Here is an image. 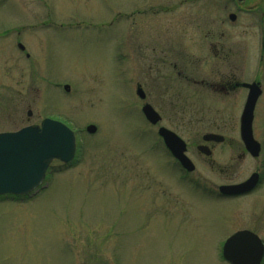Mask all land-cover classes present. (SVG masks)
Here are the masks:
<instances>
[{
    "label": "rangeland",
    "instance_id": "rangeland-1",
    "mask_svg": "<svg viewBox=\"0 0 264 264\" xmlns=\"http://www.w3.org/2000/svg\"><path fill=\"white\" fill-rule=\"evenodd\" d=\"M177 3L156 0L157 11L139 12L147 7L143 0H0V131L52 117L77 134L75 159L54 160L45 185L21 199L0 196V264H228L221 249L234 231L250 229L264 243V174L253 193L216 198L183 179L142 114L136 83L144 79V90L153 88L138 74V60L148 68L166 43L186 36L204 41L209 24L227 12L214 0L193 8ZM191 20L205 28L187 25ZM234 40L242 49L238 75L264 85L259 29H244ZM212 64L206 63V79ZM245 96V89L207 91L201 107L171 109L164 102L156 110L165 118L160 125L187 139L195 155L204 132L233 139L217 145L215 159L224 166L230 151L242 147ZM178 110L184 124L174 117ZM88 124L96 130L87 132ZM253 132L264 158V94ZM253 168L244 160L232 173L219 172L196 161L189 179L204 178L206 186L241 182Z\"/></svg>",
    "mask_w": 264,
    "mask_h": 264
},
{
    "label": "flooded vegetation",
    "instance_id": "flooded-vegetation-1",
    "mask_svg": "<svg viewBox=\"0 0 264 264\" xmlns=\"http://www.w3.org/2000/svg\"><path fill=\"white\" fill-rule=\"evenodd\" d=\"M173 1V0H172ZM212 0H180V4L177 3L173 5L175 8H183L182 6H189L192 4V8L196 6H200L201 4H205L206 2H210ZM217 3L218 7H222L224 10H227L226 16L221 20L216 21V19L210 23L209 30L203 32V39L197 40L190 36H186L183 40H178L177 42H169L166 43L165 49L166 52L162 53L163 48H160V55L156 56L154 60L148 63V68L144 66V60L139 59L138 63L140 65L138 74L144 75L149 79L150 87L153 88L151 92L144 90L143 85L148 86V81L144 80L136 83V90L139 87L143 96L137 93L139 100L142 102V107L145 104H149L152 109L157 112L159 115V119L155 123H151L148 119V124L150 127L156 128V133L160 140L163 142V138L159 134V129L161 127L166 128L163 125H160L162 120L164 121V117L159 113L156 108L157 106L165 102V106L171 109H185L187 107H201L200 103L204 100V95L207 91L218 92L223 95H227L229 93L236 92L239 89L246 90V96L244 100V104L246 102L249 88L244 86V83H258L259 87V95L256 98V103L259 101V98L264 94V85L261 79L253 78L250 80H243L238 75V65L237 58L242 54V49H238L237 42L234 40L237 37V33H244V29L248 30L249 28L255 27L259 29L260 32V42L262 48H264V0H214ZM146 2V8L139 10L140 11H157L155 7L156 0H143V3ZM190 7V6H189ZM201 9H196V12L192 15L194 18H200ZM193 13V12H192ZM204 16V15H203ZM201 16V17H203ZM186 18L192 19L190 16ZM192 24L193 28H205L204 23L197 20L187 21L186 24ZM240 25L239 29H235V26ZM45 26V23H42ZM228 28H232L228 30ZM204 30V29H203ZM17 40V39H16ZM19 43V40L17 44ZM191 43V44H190ZM142 44L139 43V47L141 54H145L141 50ZM154 49V48H153ZM203 49V50H202ZM262 53L264 49H261ZM203 51V52H202ZM140 55H137L139 57ZM262 56L264 54H261ZM208 57V58H207ZM137 59V58H136ZM144 59V55H143ZM211 59L213 64L209 69V75L212 78L206 79V63ZM210 62V61H209ZM211 64V63H210ZM146 68V70L144 68ZM168 72V73H167ZM160 73L161 75H159ZM264 77V71L261 74ZM260 75V76H261ZM165 80L163 81V79ZM176 78V82L173 79ZM160 78V79H159ZM162 78V79H161ZM163 81V82H162ZM146 86V87H147ZM162 86L165 90H161ZM140 92V93H141ZM197 102V106L191 100ZM243 104V106H244ZM156 105V106H155ZM179 110L176 111L174 117L177 120H180L182 124H184V117L179 118ZM143 114V112H142ZM144 116V114H143ZM184 121V122H183ZM170 131L175 132L183 141L185 142V155L190 159V161L194 165L193 170L186 169L179 159L174 157L172 153L167 149L168 154L177 165L176 168L181 173L183 179L186 178L189 183H193L195 187L202 188L203 190L212 194V196L216 198H235L239 196H244L253 193L256 191L260 183L263 180L264 174V158H262V145L259 142L260 148L257 155H254L251 151H249L243 141L239 138L241 142V146L238 150L232 149L228 158V165L220 166L218 165L215 156H216V148L218 144H231L233 139H229L225 137L221 133L207 131L201 134L200 139L197 140L196 144H194V149L196 155L191 151V145L189 141L183 138L181 134H178L176 131L166 128ZM216 134L221 136V139L216 140L214 138L208 139L206 135L208 134ZM254 136V132H253ZM255 138V136H254ZM256 139V138H255ZM236 151V152H235ZM244 160H251L254 163V168L250 175L254 173L258 174V179L256 184L249 190L236 193V194H226L222 193L219 187L221 185L235 184L238 182H234L231 179L226 178L224 183H209L206 186L207 182H205L204 178H195L194 180L189 179L190 173L194 172L196 168V161L202 162V164L207 165L212 170L219 167V172L229 171L230 173L237 167L239 162ZM247 177V178H248ZM246 178V179H247ZM245 180V179H244ZM243 181V180H242ZM206 183V184H205ZM32 194V193H31ZM28 194L27 196L31 195ZM12 197V198H23V196H13V195H5L3 197ZM25 196V195H24Z\"/></svg>",
    "mask_w": 264,
    "mask_h": 264
},
{
    "label": "water",
    "instance_id": "water-1",
    "mask_svg": "<svg viewBox=\"0 0 264 264\" xmlns=\"http://www.w3.org/2000/svg\"><path fill=\"white\" fill-rule=\"evenodd\" d=\"M19 46L23 48L21 44ZM243 85L249 88V92L240 116V137L245 147L257 155L260 145L253 137L252 120L259 87L256 82ZM64 89L69 90V86L64 85ZM136 91L143 96L139 87ZM142 111L152 123L159 119V115L149 104H145ZM86 130L92 133L96 126L88 124ZM159 134L181 164L186 169L193 170V163L184 154V141L164 127L159 129ZM206 137L221 139V136L212 133ZM75 152L74 130L57 119L46 117L40 125L31 124L14 131L0 132V194L18 195L34 191L44 180L53 159L67 163L74 158ZM257 179L258 174L254 173L245 181L221 185L219 189L226 194L244 192L251 189ZM263 255L264 243L249 229L235 231L222 245V256L229 264H261Z\"/></svg>",
    "mask_w": 264,
    "mask_h": 264
}]
</instances>
